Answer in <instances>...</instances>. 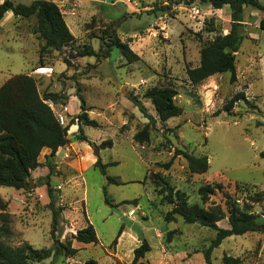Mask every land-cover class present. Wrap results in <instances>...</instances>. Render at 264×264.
<instances>
[{
	"label": "rangeland",
	"instance_id": "obj_1",
	"mask_svg": "<svg viewBox=\"0 0 264 264\" xmlns=\"http://www.w3.org/2000/svg\"><path fill=\"white\" fill-rule=\"evenodd\" d=\"M12 1L28 4L32 0ZM52 1L73 34L72 42L61 51H40L43 41L35 33V16L19 17L7 11L0 18V85L11 75L26 73L35 79L39 93L62 96L49 106L55 116L62 112L63 104L67 106L68 142H75L74 148L66 150L68 156L70 152L75 156L87 153L89 158L84 162L85 169L74 175L78 184L67 182L65 173V179L51 180L52 184L61 183L58 192L52 187L48 191L43 186L45 179L31 175L33 186L20 190L0 186V214L7 219L0 218V226L6 225L10 232H0L1 241L14 248L28 243L51 250L49 257L29 264H90V260L130 264L133 250L142 240L105 203V188L113 204L137 198L136 204L118 205L139 224L143 239L150 245L135 264H205L203 251L215 231L185 223L178 215L165 221L164 214L172 205L162 200L148 174L162 175L187 194L189 204L201 205L198 186L219 182L222 190H216L203 206L219 204L224 210V191L239 204L251 202L249 196L264 191V156L260 155L264 151V28L260 24L264 8L243 7L235 79L231 81L229 72H222L191 84L186 69L198 65L200 48L230 29L231 9L227 5L216 9L199 0ZM259 1L264 6V0ZM164 7L168 9H158ZM113 37L127 43L138 59L129 62L118 48L109 46ZM84 45L91 47L94 55H78ZM63 58H68L71 65L67 66ZM38 66H49L52 73H37ZM153 86L176 90L174 103L181 110L179 115L164 122L158 119L151 100L144 95ZM237 93H243V98L235 101L231 110H222ZM79 96L97 126L77 121ZM131 97L138 98L155 118L149 125L148 141L142 143L133 135L148 118ZM79 125L85 140L77 138ZM108 139L112 145L102 148L101 143ZM76 141H84L81 150ZM174 149L207 156L208 169L192 174L184 158L176 155L170 168L164 170L159 164L167 162ZM97 158L107 164L105 173L94 164ZM107 176L123 183L106 181ZM49 203L60 209L54 236L50 235ZM250 204L263 222L264 197ZM85 216L95 229L96 243L71 239L72 233L87 224ZM217 225L228 227L227 217ZM120 226L122 232L114 243ZM169 231L172 234L166 240ZM67 238L77 248L76 253L53 254L57 243ZM224 254L238 257L240 264H264V229L226 237L212 250L211 263L222 264Z\"/></svg>",
	"mask_w": 264,
	"mask_h": 264
},
{
	"label": "trees",
	"instance_id": "obj_2",
	"mask_svg": "<svg viewBox=\"0 0 264 264\" xmlns=\"http://www.w3.org/2000/svg\"><path fill=\"white\" fill-rule=\"evenodd\" d=\"M199 1L207 2L216 9L227 5L231 9L232 23L227 33L217 34L211 41L200 48L198 65L186 69L188 80L191 84H197L214 74L229 72L230 80L233 81L235 79V52L238 50L242 38L238 25L240 24L243 7L252 6L263 9L264 6L259 0ZM158 9L164 10L168 9V7ZM8 10H11L14 15L19 17L35 16V33L43 41L40 51H61L63 47L68 46L73 40V34L70 32L59 6L52 0H32L28 4L3 0L0 3V18ZM260 24L264 28L263 19ZM109 46L118 48L129 62L138 59V55L129 48L127 43L121 42L117 37H113L110 40ZM77 53L80 56L94 55V51L87 45H84ZM63 62L67 66L71 65L68 58H63ZM176 94V90L170 86H153L147 89L144 95L151 100L158 119L164 122L168 118L180 114L179 106L174 103ZM61 97L55 92L39 93L35 79L26 73L11 75L0 85V186L13 187L16 190L26 188L29 185L30 172L40 165L38 156L41 150L48 148L50 155H53L58 147L69 141L67 125L63 126L58 122L53 110L47 103L49 99L57 101ZM241 98H243V93L235 94L223 105L222 110H231L233 103ZM79 99L80 112L76 116L79 124L97 126V122L88 117V108L85 106L82 96H79ZM131 101L148 118L147 124L133 135V139L139 143L148 141L149 125L154 123L155 118L146 111V108L138 98L131 97ZM70 122L74 123L73 120H70ZM80 125L77 138L85 140L86 136ZM101 145L102 148L110 147L112 142L108 139L102 142ZM176 155H181L184 158L187 170L192 174H202L208 169L207 156H196L182 149H174L173 156L167 162L159 165L164 170L169 169ZM260 155L264 156V151H261ZM94 164L99 166L101 171L105 173L107 164H102L99 158ZM48 167L50 172V163ZM148 176L152 179L155 187H157V193L162 196V200L172 205L170 210L164 214L165 221H171L175 218V215H178L185 223H197L215 231L214 238L203 251L205 264H212L210 257L212 250L226 237L249 231H258L264 225V220L260 223V218L252 211V205L250 204L251 202L263 200L264 191H256L254 195L249 196L251 202L243 201L242 204H239L236 199H233L229 193L224 191L226 199V210H224L219 204L203 206L216 190H222V185L219 182L205 183L198 186L196 192L201 202V205H198L189 204L187 194L174 188L159 173H149ZM46 177L48 179L49 173ZM47 179V188L48 191H51V186ZM107 179L114 184L123 183L111 176H107ZM238 186L239 184H236V187ZM103 195L105 203L111 207L118 206L121 203H137V198H134L113 204L112 198L109 197L105 188L103 189ZM48 208L51 212L50 235L54 236L59 224L60 209L56 208L53 203H49ZM225 217H227L228 227L218 226L217 222ZM0 218L7 220L2 214H0ZM85 220L87 224L72 233L71 239L84 244L96 243L98 238L95 229L88 222L86 216ZM0 232L3 234L10 233L6 225L0 226ZM121 232L122 227L120 226L117 236L113 240L114 243ZM171 234L172 231L167 233L166 240H170ZM71 239L67 238L64 242H58L53 254L73 256L77 248L72 246ZM149 250V243L142 239V242L133 250V260L130 264H135ZM51 254L49 248H35L28 243L14 248L0 239V264L41 262ZM221 260L222 264H240L239 258L231 255L224 254ZM89 263L97 264L94 260H90ZM115 264L121 263L118 261Z\"/></svg>",
	"mask_w": 264,
	"mask_h": 264
},
{
	"label": "crops",
	"instance_id": "obj_3",
	"mask_svg": "<svg viewBox=\"0 0 264 264\" xmlns=\"http://www.w3.org/2000/svg\"><path fill=\"white\" fill-rule=\"evenodd\" d=\"M11 11V10H8ZM7 12V11H6ZM5 12V13H6ZM39 90V89H38ZM84 141H76V146L79 148V150H81L82 148V144ZM73 141L67 142L66 144H64L63 146H60L57 148V150L54 152L53 155H50V150L48 148H43L38 156V161L40 162V165L32 170L30 172V175L35 178L37 177L38 179H47V174L49 173V177H48V183L52 188H56L57 186H60L59 189H57L56 191H60L61 190V183H56V184H52L51 180L54 179H65L62 174H68L66 181L67 182H77L76 176H74L77 173H81L85 167L86 164L84 163L89 157L87 155V153L82 154V155H78L75 156L74 153L69 154L66 150L69 151L70 146H72L73 148L74 146ZM95 159L94 157H92L91 162H93ZM50 163L51 165V171L49 172V167L48 164ZM42 181V180H41ZM44 181V182H45ZM45 187H47V184L44 183Z\"/></svg>",
	"mask_w": 264,
	"mask_h": 264
},
{
	"label": "water",
	"instance_id": "obj_4",
	"mask_svg": "<svg viewBox=\"0 0 264 264\" xmlns=\"http://www.w3.org/2000/svg\"><path fill=\"white\" fill-rule=\"evenodd\" d=\"M108 179L106 178V181ZM29 182V186H33L32 185V180L29 178L28 179ZM112 211L118 215L120 221L125 224L126 226H129L131 230H133L134 232H136L137 236L142 240L144 238L143 236V232L141 227L139 226V224L136 221H131L128 216H126V214L122 213V211L118 208V206H113L112 207ZM261 229H264V225H262Z\"/></svg>",
	"mask_w": 264,
	"mask_h": 264
},
{
	"label": "built area",
	"instance_id": "obj_5",
	"mask_svg": "<svg viewBox=\"0 0 264 264\" xmlns=\"http://www.w3.org/2000/svg\"><path fill=\"white\" fill-rule=\"evenodd\" d=\"M35 72L50 75L52 73V68L49 66H38ZM47 101L49 105H52L53 100L49 99ZM62 109H63L62 112L58 111L59 113L56 114L57 115L56 118L61 125L65 126L67 125V123H66V114L64 112L67 111V106L63 104ZM57 189H59V186H57ZM261 218H264V215H262Z\"/></svg>",
	"mask_w": 264,
	"mask_h": 264
}]
</instances>
